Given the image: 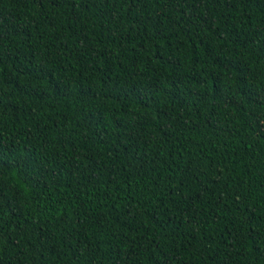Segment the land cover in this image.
<instances>
[{
    "label": "trees",
    "instance_id": "obj_1",
    "mask_svg": "<svg viewBox=\"0 0 264 264\" xmlns=\"http://www.w3.org/2000/svg\"><path fill=\"white\" fill-rule=\"evenodd\" d=\"M0 264H264V0H0Z\"/></svg>",
    "mask_w": 264,
    "mask_h": 264
}]
</instances>
